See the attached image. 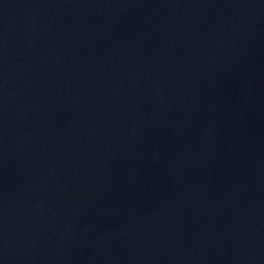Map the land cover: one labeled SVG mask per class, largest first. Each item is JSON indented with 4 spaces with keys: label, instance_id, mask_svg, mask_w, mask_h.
<instances>
[{
    "label": "water",
    "instance_id": "95a60500",
    "mask_svg": "<svg viewBox=\"0 0 264 264\" xmlns=\"http://www.w3.org/2000/svg\"><path fill=\"white\" fill-rule=\"evenodd\" d=\"M0 264H264V0H0Z\"/></svg>",
    "mask_w": 264,
    "mask_h": 264
}]
</instances>
